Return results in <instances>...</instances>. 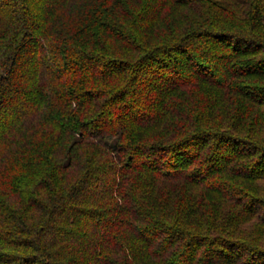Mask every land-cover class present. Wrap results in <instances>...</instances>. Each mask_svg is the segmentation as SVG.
Instances as JSON below:
<instances>
[{
	"label": "trees",
	"instance_id": "1",
	"mask_svg": "<svg viewBox=\"0 0 264 264\" xmlns=\"http://www.w3.org/2000/svg\"><path fill=\"white\" fill-rule=\"evenodd\" d=\"M0 264H264V0H0Z\"/></svg>",
	"mask_w": 264,
	"mask_h": 264
}]
</instances>
